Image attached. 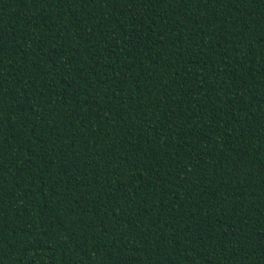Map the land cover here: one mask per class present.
Returning a JSON list of instances; mask_svg holds the SVG:
<instances>
[{
	"label": "trees",
	"instance_id": "trees-1",
	"mask_svg": "<svg viewBox=\"0 0 264 264\" xmlns=\"http://www.w3.org/2000/svg\"><path fill=\"white\" fill-rule=\"evenodd\" d=\"M0 264H264V0H0Z\"/></svg>",
	"mask_w": 264,
	"mask_h": 264
}]
</instances>
